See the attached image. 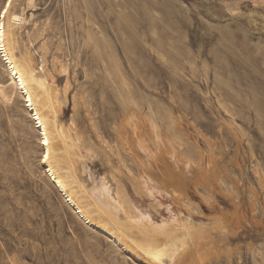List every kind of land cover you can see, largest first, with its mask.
Instances as JSON below:
<instances>
[{
    "label": "rangeland",
    "instance_id": "obj_1",
    "mask_svg": "<svg viewBox=\"0 0 264 264\" xmlns=\"http://www.w3.org/2000/svg\"><path fill=\"white\" fill-rule=\"evenodd\" d=\"M17 2L24 45L66 92L62 118L92 151L88 186L104 179L156 221L178 213L129 152L122 127L139 114L157 147L209 171V186L191 185L184 215L203 222L213 200L229 219L193 264H264V0ZM0 86V264H149L55 186L1 48Z\"/></svg>",
    "mask_w": 264,
    "mask_h": 264
},
{
    "label": "bare ground",
    "instance_id": "obj_2",
    "mask_svg": "<svg viewBox=\"0 0 264 264\" xmlns=\"http://www.w3.org/2000/svg\"><path fill=\"white\" fill-rule=\"evenodd\" d=\"M24 21L20 3L6 0L0 12V48L10 68L12 89L22 91L33 120H37L44 146L42 162L55 186L86 223L147 263L193 264L201 260L215 237L230 226L226 212L216 211L213 200L207 202L211 213L200 223L181 210L186 208L192 214L186 202L190 201L189 190L191 185L193 191L198 184L209 186L207 168L184 160L171 144L165 149L157 147L146 135L143 119L133 114L125 116L122 127L129 152L144 182L166 195L179 208L178 213L156 221L104 179L88 186L81 172L92 151L82 144L73 121L64 122L61 114L67 94L63 92L60 98L56 82L48 78L42 65L37 68L21 37ZM210 175L216 180L215 173Z\"/></svg>",
    "mask_w": 264,
    "mask_h": 264
}]
</instances>
